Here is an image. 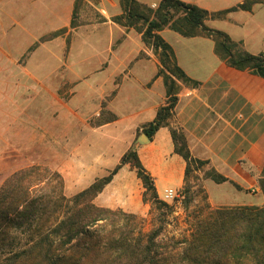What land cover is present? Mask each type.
I'll list each match as a JSON object with an SVG mask.
<instances>
[{
  "label": "crops",
  "instance_id": "0c3cea01",
  "mask_svg": "<svg viewBox=\"0 0 264 264\" xmlns=\"http://www.w3.org/2000/svg\"><path fill=\"white\" fill-rule=\"evenodd\" d=\"M137 1L155 6L162 0ZM181 1L219 12L245 0ZM76 2L0 0V149L29 150L35 137L44 142L46 133L53 131L58 135L56 153L66 147L63 140L70 145L71 158L57 167L59 174L69 188L81 191L120 165L124 153L135 146L137 134V155L159 197L166 189L182 190L187 163L175 152L170 126L142 137L167 102L157 57L141 34L136 37L112 20L72 27ZM97 4L108 11L119 0ZM206 23L242 41L250 53L264 52V3ZM159 35L172 47L181 70L198 83L195 87L180 83L171 126L183 131L194 158L208 161L215 173L227 178L217 185L229 184L232 195L249 190L261 194L264 77L228 66L215 52L212 38L183 37L169 29ZM64 85L75 87L68 103L60 95ZM82 93L87 95L83 110L77 104ZM107 94L117 119L92 127L85 118ZM64 133L67 139L62 138ZM222 190L214 201L218 206L264 205L262 194L257 202L235 203L228 202L229 191ZM142 195L135 169L124 164L94 202L138 214Z\"/></svg>",
  "mask_w": 264,
  "mask_h": 264
},
{
  "label": "trees",
  "instance_id": "16d2710c",
  "mask_svg": "<svg viewBox=\"0 0 264 264\" xmlns=\"http://www.w3.org/2000/svg\"><path fill=\"white\" fill-rule=\"evenodd\" d=\"M263 3L264 0H245L231 9L212 13L181 0H162L155 8L137 0H121L122 14L113 21L141 33L143 42L158 57V76L163 77L166 86L167 102L144 130L147 136L170 126L179 83L198 84L181 70L172 47L159 32L169 29L183 37L212 38L215 52L228 66L264 77V53L252 54L228 33L206 25L209 19L224 18L237 10L251 11L256 4ZM139 23L145 26H138ZM170 130L175 152L188 166L208 163L191 155L184 133L175 128ZM123 164H131L136 170L145 188V202L152 199L156 209L167 210V215L177 212L175 204L158 198L154 180L135 151L123 155ZM119 166L73 197L63 193L62 176L45 167L24 168L7 178L0 187V264H264V205L217 208L206 205V212L198 213L186 229L167 236L163 223L146 230L145 220L138 214L95 204L94 199ZM208 177L215 183L227 181L214 171ZM51 183L58 186L56 195L37 194V188H47ZM258 185L264 195V169ZM182 190L185 209L193 203V197L187 182ZM39 204L45 207L38 208ZM23 225L26 226L23 234L28 236L26 243L3 256L4 247L12 244L6 243L13 230Z\"/></svg>",
  "mask_w": 264,
  "mask_h": 264
},
{
  "label": "rangeland",
  "instance_id": "374dc122",
  "mask_svg": "<svg viewBox=\"0 0 264 264\" xmlns=\"http://www.w3.org/2000/svg\"><path fill=\"white\" fill-rule=\"evenodd\" d=\"M97 2L98 0H89V1L77 0L76 5H75V12L73 15V20H72V27L75 28L77 26H86V25L93 24V23H102L108 20L113 21L115 17L120 16L122 14L121 0H119L118 6H116L115 8L114 7L108 8V11H106L107 7H99ZM157 5L151 6V7L155 8ZM105 12H107V14ZM212 13H216V12H212ZM215 19H223V18H214V19H209V20H215ZM73 22H74V25H73ZM206 25L209 27L207 23ZM138 26L144 27L145 25L143 23H139ZM125 29L127 32H132L135 36L137 35V33H139L135 28H130V29L125 28ZM63 32H65V30L61 31V33ZM51 38L52 36L45 37L41 39V41H46ZM141 38H142V35H141ZM68 40H70V38ZM146 46L152 52H154L151 46L149 45H146ZM243 47H244V44H243ZM256 55H259V54H256ZM142 56H144V54ZM155 56L157 57V55ZM184 85L195 87L191 85L190 83L184 84ZM74 88H75L74 85H64L61 87L60 95L64 103L69 102V99L73 95ZM77 98H78L77 104L80 105L79 106L80 109L81 110L85 109L86 107L85 105L87 102V95L82 93ZM110 98L111 96H109L108 94L105 95L103 99L100 101V103L98 102L99 104L96 103L95 107L96 106L97 107L95 108V111L87 119L85 118V120L89 122L90 126L98 127V123H105L106 121L113 122L114 120L117 119V116L109 108ZM109 122H106L105 124ZM169 122H170V128L178 129V133H183V131L176 125L171 126L173 122V116L171 117ZM55 135L58 136L53 131L46 133L44 142L42 140H38V137H35L36 139L34 140V142H31V148L29 150H23L19 148L8 149L6 147H3L2 149H0V187L2 186L4 181L7 178H9L11 175H13L15 172L22 170L24 168L31 167V166L45 167L52 172L56 171L59 173V170L57 169V167L62 166L63 162H66L67 160H69V157L71 158L70 149H69L70 145H69V142H66L63 140V143L66 147L62 148L63 150H59L56 153L55 148H54ZM62 138L67 139V134L65 133L62 134ZM135 142H136L135 146L133 145L132 147H130L124 154H126L129 151H135L137 153V134H136ZM186 143H187V140H186ZM16 145L20 146L19 144H15L14 146ZM122 146H124V144L119 145V148H123ZM197 160H200V159H197ZM201 161H205V160H201ZM120 165H121V162H120ZM129 165L132 169H134V167L131 164ZM187 166H186L185 182H187L188 187L190 189V194L193 197V203L188 208L184 209L186 204L184 202L185 198L183 195V190L178 191V193H180V198H176L175 200L165 201L163 197H159L158 195V198L160 200L168 203L169 205L175 204L177 206V209H176L177 212L174 215H170V214L167 215L166 214L167 210L159 212L156 209V206L153 204L152 199H148L146 202L143 200V208L140 212H138V215L145 220L146 230L151 229L156 224L163 223L164 225L163 232L167 236L177 235V232L181 231L182 229H186L187 225L190 223V220L196 219L197 215H199L198 213L206 212V210L204 209L206 205L210 206L211 208L220 207L215 202L219 199V194H220L221 189H223L222 192H224L225 189L229 191L226 197L228 202H235V203L237 202H257L258 200L262 198L263 193L260 187L259 189L262 195L257 194L258 193L257 190L255 191L249 190L246 192H240L239 194H236V192H234L235 194L232 195V192L230 191L231 186L229 184L220 186V185H217L210 177H208L209 173L214 171V169L208 163H202V164L191 163L188 167ZM62 179L64 183L63 193L67 197H73L83 191V190L77 191L76 189L69 188L67 186V182L65 181L64 177ZM36 190H38V193L36 192L38 195H41V194L56 195V192L59 189L55 183H51V186L47 188H44V189L37 188ZM144 191H145V188L143 186V194H144ZM142 199H143V195H142ZM229 204H233V203H229ZM227 206H231V205H227ZM37 207L43 208L45 207V204L43 205L39 204L37 205ZM24 228H26V226L24 227L23 225L22 227H19L16 230L14 229L15 231L13 230L12 238H9L6 243V244L12 243L10 244L12 246L10 245L5 246L4 247L5 249L3 250L4 252L1 250V252H3L2 254H4L3 256H6L11 249H18L19 247H22L26 243L28 236L26 234H23Z\"/></svg>",
  "mask_w": 264,
  "mask_h": 264
},
{
  "label": "built area",
  "instance_id": "2783aa9c",
  "mask_svg": "<svg viewBox=\"0 0 264 264\" xmlns=\"http://www.w3.org/2000/svg\"><path fill=\"white\" fill-rule=\"evenodd\" d=\"M176 198H180V193H178V191L166 189L163 193V199L165 201L175 200Z\"/></svg>",
  "mask_w": 264,
  "mask_h": 264
},
{
  "label": "water",
  "instance_id": "95a60500",
  "mask_svg": "<svg viewBox=\"0 0 264 264\" xmlns=\"http://www.w3.org/2000/svg\"><path fill=\"white\" fill-rule=\"evenodd\" d=\"M142 137H143V138H144V137H146V138H147V135L143 134V136H142Z\"/></svg>",
  "mask_w": 264,
  "mask_h": 264
}]
</instances>
